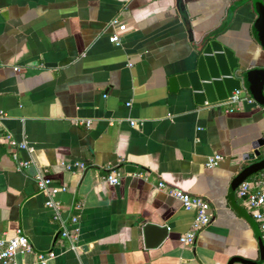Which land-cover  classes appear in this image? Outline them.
<instances>
[{
    "label": "crops",
    "instance_id": "0c3cea01",
    "mask_svg": "<svg viewBox=\"0 0 264 264\" xmlns=\"http://www.w3.org/2000/svg\"><path fill=\"white\" fill-rule=\"evenodd\" d=\"M182 5L0 0V238L16 228L27 237L33 251L16 254L19 264H38L34 253L47 250L55 256L45 264H257L259 229L235 192L264 169L251 167L264 157L263 147L261 155L243 158L252 142L264 141V107L242 102L224 112L195 103L189 89L169 87L209 33L241 68H264V50L252 34L256 14L251 0ZM113 32L119 45L107 39ZM5 132L30 148L16 150L28 167L16 170ZM211 154L222 158L207 168ZM110 170L118 174L115 185L103 180ZM35 173L65 186L55 196L56 218ZM170 188L209 204L211 221L191 245L178 236L193 212ZM73 214L71 249L58 231ZM145 222L166 228L155 245L143 242Z\"/></svg>",
    "mask_w": 264,
    "mask_h": 264
},
{
    "label": "built area",
    "instance_id": "2783aa9c",
    "mask_svg": "<svg viewBox=\"0 0 264 264\" xmlns=\"http://www.w3.org/2000/svg\"><path fill=\"white\" fill-rule=\"evenodd\" d=\"M116 20H112L111 24L114 25ZM110 43L119 45L121 39L115 32L107 37ZM242 102L253 103V99L245 92L233 91L229 97L223 101L214 103H207L204 101L202 104L205 106H218L223 107L224 112H231ZM4 113L0 111V125ZM80 125L87 127L89 121L79 122ZM1 139L9 146L10 156L15 162L16 170H22L30 164L29 160H21L17 158L16 150L30 148L23 140L15 139L9 132L1 135ZM222 156L219 154L208 155L205 159V167L212 168L217 165ZM82 167L83 164H77ZM139 175V174H137ZM34 183L38 192L45 196L44 205L53 209V216H58V208L60 202L55 198L56 194L65 190V186L53 185L50 178L39 173L33 176ZM103 180L109 185H115L118 182V174L115 170H110L103 175ZM163 182H157V188H162ZM169 195L179 201L184 210L192 211L193 217L189 228L178 236V241L181 245H191L194 243L196 235L199 231L211 221V212L208 202L199 196L191 195L187 192L181 191L176 188L168 190ZM236 196L241 200L243 206L248 210L251 217L257 223L259 229V237L264 251V169L253 180H243L237 186ZM77 234V216L70 215L67 219L63 220L60 224L58 235L61 238L69 240V248L74 249L76 246L71 241L75 239ZM32 246L27 237L22 233L19 228H16L13 234L6 238H0V264H19L15 255L18 253L32 252ZM36 261L38 264H45L47 260L53 258L55 253L53 250L35 252ZM264 264V263H263Z\"/></svg>",
    "mask_w": 264,
    "mask_h": 264
},
{
    "label": "water",
    "instance_id": "95a60500",
    "mask_svg": "<svg viewBox=\"0 0 264 264\" xmlns=\"http://www.w3.org/2000/svg\"><path fill=\"white\" fill-rule=\"evenodd\" d=\"M256 14L252 23V34L261 48L264 50V4L261 0H251ZM178 10L183 9L182 0H175ZM188 39L192 40L188 25L185 24ZM193 63L186 66L182 72L172 75L169 78L170 89L177 87L189 89L195 103L202 104L223 101L231 95L233 91L247 93L253 101L264 107V68L245 70L239 66L233 51L222 45L214 38V33L205 34L195 42L193 47ZM259 147L264 149L262 139L251 143V152L245 153L243 158L252 159L261 155ZM264 155V154H263ZM253 170L264 167V157L254 162L251 166ZM165 227L145 222L140 230L143 242L146 246L155 245L165 233ZM158 234V235H157ZM259 246L260 264L264 258V251L261 244Z\"/></svg>",
    "mask_w": 264,
    "mask_h": 264
}]
</instances>
